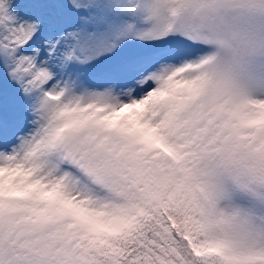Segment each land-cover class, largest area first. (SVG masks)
I'll use <instances>...</instances> for the list:
<instances>
[{
    "label": "snow or ice",
    "instance_id": "1",
    "mask_svg": "<svg viewBox=\"0 0 264 264\" xmlns=\"http://www.w3.org/2000/svg\"><path fill=\"white\" fill-rule=\"evenodd\" d=\"M0 264H264V0H0Z\"/></svg>",
    "mask_w": 264,
    "mask_h": 264
}]
</instances>
